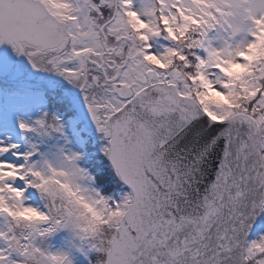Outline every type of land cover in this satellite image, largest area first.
Returning <instances> with one entry per match:
<instances>
[{
    "label": "snow or ice",
    "instance_id": "obj_1",
    "mask_svg": "<svg viewBox=\"0 0 264 264\" xmlns=\"http://www.w3.org/2000/svg\"><path fill=\"white\" fill-rule=\"evenodd\" d=\"M0 264H264V0H0Z\"/></svg>",
    "mask_w": 264,
    "mask_h": 264
}]
</instances>
